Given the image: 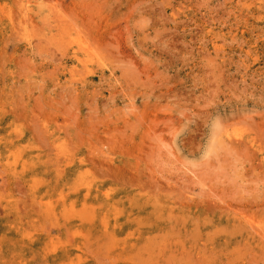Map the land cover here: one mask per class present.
Masks as SVG:
<instances>
[{
    "label": "rangeland",
    "instance_id": "1",
    "mask_svg": "<svg viewBox=\"0 0 264 264\" xmlns=\"http://www.w3.org/2000/svg\"><path fill=\"white\" fill-rule=\"evenodd\" d=\"M0 264H264V0H0Z\"/></svg>",
    "mask_w": 264,
    "mask_h": 264
}]
</instances>
